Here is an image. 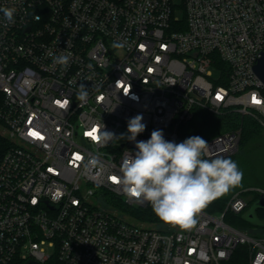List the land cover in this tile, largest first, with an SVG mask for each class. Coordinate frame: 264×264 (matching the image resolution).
<instances>
[{
	"label": "built area",
	"instance_id": "built-area-1",
	"mask_svg": "<svg viewBox=\"0 0 264 264\" xmlns=\"http://www.w3.org/2000/svg\"><path fill=\"white\" fill-rule=\"evenodd\" d=\"M3 7L16 12L13 23L0 12V264H229L238 249L248 264H264V226L225 218L264 187L236 191L224 211L203 210L182 230L130 221L154 212L113 179L136 151L126 135L137 114L146 125L137 141L162 130L177 143L197 107L235 109L264 126V82L254 71L264 0H183V17L175 0H0ZM49 52L70 54L67 68ZM103 124L125 138L97 143ZM240 141V130L217 134L206 157L233 155ZM92 156L100 163L86 169Z\"/></svg>",
	"mask_w": 264,
	"mask_h": 264
},
{
	"label": "clouds",
	"instance_id": "clouds-1",
	"mask_svg": "<svg viewBox=\"0 0 264 264\" xmlns=\"http://www.w3.org/2000/svg\"><path fill=\"white\" fill-rule=\"evenodd\" d=\"M0 12L8 23L14 22V7L0 8ZM112 47L123 48L124 44L113 42ZM49 55L54 64L67 68L70 54L55 56L49 52ZM124 95H131V87ZM77 96L81 101L87 99L84 84L79 85ZM142 120L143 115L137 114L127 122L126 138L135 142L136 151L128 152L122 159L115 183L128 199L150 204L162 222L192 230L198 224L199 214L209 204L242 185L243 172L236 161L223 155L205 158L209 144L200 136L176 143L166 140L162 130H153L148 140L137 141V136L146 129ZM124 138L125 134L117 137L105 131L103 124L97 143L106 146ZM99 163L92 156L84 166L87 169Z\"/></svg>",
	"mask_w": 264,
	"mask_h": 264
},
{
	"label": "trees",
	"instance_id": "trees-1",
	"mask_svg": "<svg viewBox=\"0 0 264 264\" xmlns=\"http://www.w3.org/2000/svg\"><path fill=\"white\" fill-rule=\"evenodd\" d=\"M237 130L241 131L239 149L233 155L227 156V158L236 161L242 170V185L213 201L204 209L206 212L220 213L224 211L230 197L238 190L250 186L264 187V126L256 117L235 109L214 113L207 108L197 107L194 117L179 127L177 143L183 142L191 136H200L208 142L217 134ZM247 210L240 213L227 210L225 218L235 226L244 229L263 226L256 225L244 217ZM144 213L147 214H139V217L141 216L152 223L160 221L155 214ZM257 215L259 219L264 220V208H258ZM229 264H248L245 250L238 249Z\"/></svg>",
	"mask_w": 264,
	"mask_h": 264
},
{
	"label": "water",
	"instance_id": "water-1",
	"mask_svg": "<svg viewBox=\"0 0 264 264\" xmlns=\"http://www.w3.org/2000/svg\"><path fill=\"white\" fill-rule=\"evenodd\" d=\"M254 71L256 75L264 82V52L258 58L256 64L254 65ZM258 208H264V196H261L248 208V210L244 214V217H246L256 225L264 226V220L258 218Z\"/></svg>",
	"mask_w": 264,
	"mask_h": 264
},
{
	"label": "rangeland",
	"instance_id": "rangeland-1",
	"mask_svg": "<svg viewBox=\"0 0 264 264\" xmlns=\"http://www.w3.org/2000/svg\"><path fill=\"white\" fill-rule=\"evenodd\" d=\"M175 3L177 4V10H176V14L180 17L184 16V9H183V0H175ZM218 75V74H217ZM252 195V194H250ZM254 197V195H252ZM252 196H249L250 198H252ZM130 221H138L140 223L146 224V225H151V226H156L159 228H165L166 226L163 224V222H149L148 220L143 219L141 216L139 218H137L136 220L133 218H128ZM49 251H52V249H50Z\"/></svg>",
	"mask_w": 264,
	"mask_h": 264
},
{
	"label": "snow or ice",
	"instance_id": "snow-or-ice-1",
	"mask_svg": "<svg viewBox=\"0 0 264 264\" xmlns=\"http://www.w3.org/2000/svg\"><path fill=\"white\" fill-rule=\"evenodd\" d=\"M88 135H90V136H93V133H92V132H90V133H88ZM93 138L95 139L96 137H95V136H93ZM77 159H79V157H77ZM113 179H115V178H113Z\"/></svg>",
	"mask_w": 264,
	"mask_h": 264
}]
</instances>
